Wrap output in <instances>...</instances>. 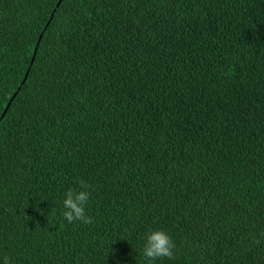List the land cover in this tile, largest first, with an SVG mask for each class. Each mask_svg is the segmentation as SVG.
<instances>
[{
    "label": "trees",
    "instance_id": "1",
    "mask_svg": "<svg viewBox=\"0 0 264 264\" xmlns=\"http://www.w3.org/2000/svg\"><path fill=\"white\" fill-rule=\"evenodd\" d=\"M16 92L0 264H264V0H0V117Z\"/></svg>",
    "mask_w": 264,
    "mask_h": 264
},
{
    "label": "clouds",
    "instance_id": "2",
    "mask_svg": "<svg viewBox=\"0 0 264 264\" xmlns=\"http://www.w3.org/2000/svg\"><path fill=\"white\" fill-rule=\"evenodd\" d=\"M78 188L70 187L65 192L63 200L64 211L62 216L73 223L79 221L85 225L93 223V217L87 215L86 206L91 196L92 185L83 179L78 181ZM264 237V232L260 234ZM256 243H260V239H255ZM176 245L172 237L163 230H154L146 234L143 246V254L150 261H156L160 258L174 259V249ZM4 264H9V258H3Z\"/></svg>",
    "mask_w": 264,
    "mask_h": 264
},
{
    "label": "water",
    "instance_id": "3",
    "mask_svg": "<svg viewBox=\"0 0 264 264\" xmlns=\"http://www.w3.org/2000/svg\"><path fill=\"white\" fill-rule=\"evenodd\" d=\"M38 44H39V43H38ZM37 48H38V45H37L36 48H35L34 55H33V57H32L31 63L34 62ZM28 75H29V71H27V73L25 74V77H24V79H23V81H22V84L26 81ZM22 84H21V85H22ZM18 90H20V87L18 88ZM16 94H17V92H16V93L14 94V96L10 99L9 103L7 104L6 108H5L4 111H3V114H2L1 117H0V120H1V119L5 116V114L7 113V111H8V109H9V107H10V105H11V103H12L14 97L16 96Z\"/></svg>",
    "mask_w": 264,
    "mask_h": 264
}]
</instances>
